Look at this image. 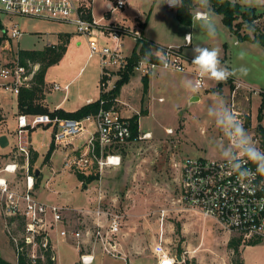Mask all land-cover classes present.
<instances>
[{
  "label": "rangeland",
  "instance_id": "374dc122",
  "mask_svg": "<svg viewBox=\"0 0 264 264\" xmlns=\"http://www.w3.org/2000/svg\"><path fill=\"white\" fill-rule=\"evenodd\" d=\"M91 1L93 17L101 20L102 24L112 22L120 24L122 29L129 28V30L140 28L142 37L146 35L160 45L183 46L188 58L185 62L186 71L156 69L149 79L147 91L143 76L134 72L129 79L132 80L130 97L121 95L122 86L118 96L109 98L108 102H111L109 105L114 106L124 115L132 117L134 114H140L141 135L146 130L152 132V137L149 139H139L117 149L123 154V166H105L103 172L96 163L91 165L90 169L79 170L76 165L66 168L65 150L63 151L62 147L56 148L53 141V127L39 126L31 130L28 138L31 144V157L36 155V162L32 166L30 164V172L36 174V170L39 169L42 173L39 187L35 192L37 198L42 202L77 209L95 205L97 193L102 189L107 204H112L115 209L126 212L122 231H129L132 235L147 240L146 243L153 248L157 256L169 254L178 262L176 264H238L239 262L264 264V240L255 244L243 242L238 255L229 245L231 238L237 236L234 232H225L213 219H206L185 208L180 202L181 173L180 167L176 164L180 158L187 156L221 158L215 146L219 143L220 130L208 117L207 108L217 97H223L228 101L229 87L226 82L219 83L207 79L206 90H199L193 95L185 90L183 82L187 79L194 80L192 71L195 67L191 63L194 55L193 46L218 47L221 55L227 52L230 71L234 72L233 76L262 89H264V46L259 42L240 41L223 23L219 13L215 14L218 35L215 39H211L200 29L196 21L192 27L181 23L177 16L178 8L162 4L163 0H131L124 10L109 16H107L109 11L107 0ZM237 1L242 3L241 0ZM252 6L264 12V4ZM0 21L3 25L0 33L4 28H10L13 23H18L20 29L24 31L18 40L11 41L9 44L11 49L2 48L1 45L7 43L6 39L2 42L0 63H3L5 58L11 59L19 49H39L47 39L55 40L53 33L69 32L65 33L70 35L68 42L70 44L66 53L59 63L49 67L46 74L44 92H47V104L50 108L62 103L63 109L74 111L87 104L88 99L93 98L95 99L93 101H96L102 97L99 57L89 56L87 40L83 35L76 33L74 25L10 15L3 11H0ZM143 24H145L144 34ZM187 31L193 33V45L186 44L184 37ZM124 40L125 54L130 55L136 45L135 38L125 36ZM240 69L245 71L241 72ZM122 72L124 71H111L108 77L112 83L109 85H115L102 94L111 96L122 78ZM54 83H59L62 87L69 84V89L67 92L62 89H52ZM194 95L199 96L200 99L192 100ZM17 99L18 97L12 93H6L2 97V106L6 115L2 113L0 131L4 129L7 132L10 145L0 146V168L12 161L13 151L18 142V135L15 132L16 115L20 112ZM36 102L43 105L41 100ZM45 103L43 106L50 109ZM257 108V102L253 100L255 115H258ZM92 127L91 125L90 128ZM168 128L173 132L169 133ZM52 145L55 146L50 153ZM77 146L80 148L76 149ZM84 149L85 145L76 141L66 151L71 156H80ZM18 161L22 165L24 157L19 156ZM92 172L93 175L98 172V175L96 174L98 178L84 186L77 177L78 173H83L82 175L88 179L92 176ZM25 174L26 169L19 167L16 175H10V179L23 181ZM12 184H15L14 181ZM62 228L64 227L61 224L52 232L58 255L56 264H80L78 249L59 235ZM121 232L117 236L120 253ZM96 247L100 252L96 254V260L92 264H121L122 261L125 264L122 258L102 252L99 245ZM96 247L93 245V248ZM0 253L6 260L16 262V255L6 233L1 212ZM178 255L185 258L183 263L178 260Z\"/></svg>",
  "mask_w": 264,
  "mask_h": 264
},
{
  "label": "built area",
  "instance_id": "2783aa9c",
  "mask_svg": "<svg viewBox=\"0 0 264 264\" xmlns=\"http://www.w3.org/2000/svg\"><path fill=\"white\" fill-rule=\"evenodd\" d=\"M130 2L131 0H107V16L124 10ZM0 11L10 15L74 25L76 33L83 35L87 40L89 56L99 57L101 93L115 85H109L112 83L108 77L111 71H124L128 65L133 51L130 55L125 54V36L134 37L136 43L144 38L140 28L129 30L122 29L120 24L112 22L102 24L101 20L93 17L91 0H0ZM1 34L7 36V43L2 48L11 49V41L18 40L24 31L18 23H13L10 28H4ZM187 34L189 33L185 36ZM151 46V60L143 62L146 54H140L134 64L135 72L145 76L163 68L155 55L159 50L167 54L169 70L186 71L185 62L188 58L183 46L153 43ZM19 50L11 59L5 58L4 62L0 63V104L4 94L19 96L23 88L30 87L33 75L39 67L36 64L31 70L23 64ZM194 75L197 79L196 72ZM224 82L229 87V107L237 114L238 119L243 121L244 128L256 145L264 150V89L250 85L233 75ZM53 88L67 92L69 84L62 87L55 83ZM206 88L207 79L199 90ZM108 100L101 99V104L105 106L97 113L82 118H62L49 113L17 114L15 132L18 142L12 161L0 168V212L16 255L14 264H19L23 255L27 257L28 264H46L47 251H50L51 260L56 263L58 255L52 232L61 224L64 228L60 230L59 235L78 249L80 264L94 263L93 245H99L106 254L122 258L126 264V257L118 250L117 239L125 223L126 212L107 204L102 189L97 193L95 205L90 207L75 209L42 202L35 193L36 174L31 173L29 168L31 144L28 135L39 126L53 127L54 144L65 150L66 168L76 165L79 170H84L90 169L91 165L96 163L103 172L105 166L121 165L122 152L120 154L117 149L139 139H149L152 132L146 130L143 135L140 134L132 140L131 117L124 115L114 106H106ZM253 100L257 102L258 115L253 113ZM168 132L173 130L169 128ZM221 139L220 132L219 140ZM76 141H82L85 149L80 156H71L66 149ZM78 148L80 146L76 149ZM19 156L24 157L22 165L18 161ZM176 164L181 173L180 202L186 209L206 219H213L225 232H234L242 242L264 240V176L256 174L255 165H247L254 175L242 185L222 158L187 156L180 158ZM19 167L26 169L24 180H11L10 175H16ZM89 248L92 249L88 250ZM158 257L160 264H167L168 260L171 264L178 263L169 254Z\"/></svg>",
  "mask_w": 264,
  "mask_h": 264
},
{
  "label": "trees",
  "instance_id": "16d2710c",
  "mask_svg": "<svg viewBox=\"0 0 264 264\" xmlns=\"http://www.w3.org/2000/svg\"><path fill=\"white\" fill-rule=\"evenodd\" d=\"M184 7L177 10V16L181 23L185 25H191L193 23L194 11H193V0H184ZM210 7L213 11L222 15L224 24L231 30V32L236 35L240 40H251L258 41L264 46V12L258 11L256 6H245L239 1L233 0H210ZM261 20V21H260ZM260 21V22H259ZM145 25V24H143ZM145 27V26H143ZM3 25L0 21V29ZM60 42L57 44H46L43 48L39 49H20L19 56L23 64H26L31 70L33 66L38 64L39 68L35 71L33 78L31 80L30 87L23 88L20 95L18 96V106L20 113H49L52 116H59L62 118H82L88 114L97 113L101 107L105 105L101 104V99H109L112 96H118L121 87L129 81L131 76L134 74V64L137 61L140 54H147L151 51V42L147 38L138 40L136 46L134 47L133 53L129 58L128 65L124 72H122V78L119 81L115 90H113L111 96L108 94H100L102 97L99 100L88 102L87 104L81 106L74 111H66L63 108H58L55 110H50L36 101L44 99V87H45V77L49 67L57 64L63 58L67 51V45L70 41L69 34H60ZM6 34H0V45L6 39ZM139 48V50H138ZM226 57L222 58L223 61ZM30 64H32L30 66ZM150 75L143 76V81L145 84L146 91L149 86ZM110 101L106 106H109ZM4 115V114H3ZM140 114H134L130 118L132 137L134 140L138 138L141 134L139 125ZM2 119V112L0 111V120ZM55 146V145H54ZM54 146H51L50 153L53 151ZM37 154V153H35ZM36 162V155L31 157V166ZM83 173H78L77 177L84 183V186L94 179H97L98 172L88 179L85 178ZM36 181L35 186L39 187V178ZM87 179V180H86ZM259 241H251L249 244H255ZM242 240L240 237H233L229 241V245L234 248L236 254H240V246L242 245ZM47 261L46 264H56L51 260L50 251H47ZM0 264H14L6 260L0 253ZM19 264H28V259L25 255L20 258ZM242 264V263H238Z\"/></svg>",
  "mask_w": 264,
  "mask_h": 264
},
{
  "label": "clouds",
  "instance_id": "9594fccd",
  "mask_svg": "<svg viewBox=\"0 0 264 264\" xmlns=\"http://www.w3.org/2000/svg\"><path fill=\"white\" fill-rule=\"evenodd\" d=\"M248 6L264 4V0H242ZM172 8H183L184 0H163ZM193 19L199 24L200 29L211 39L218 35L215 13L210 7V0H193ZM192 33L184 39L191 44ZM192 65L195 67L197 79H187L183 82L184 88L191 94H196L202 87L205 79L216 82H224L234 75L221 63V50L218 47L193 46ZM153 53L149 51L145 57V63L151 60ZM157 60L164 69L169 68L168 56L163 50L155 53ZM244 72V69H240ZM207 115L222 133V139L215 146L226 166L235 174L236 179L242 185L254 175L248 168L251 163L256 166V174L264 176V150L260 149L253 138L244 128L243 121L229 107L223 97L217 99L208 106ZM171 264V262H167Z\"/></svg>",
  "mask_w": 264,
  "mask_h": 264
},
{
  "label": "crops",
  "instance_id": "0c3cea01",
  "mask_svg": "<svg viewBox=\"0 0 264 264\" xmlns=\"http://www.w3.org/2000/svg\"><path fill=\"white\" fill-rule=\"evenodd\" d=\"M237 1V0H235ZM242 1V0H241ZM246 6V5H245ZM214 13L216 14L217 12L214 11ZM222 17V15H221ZM223 21V19H222ZM195 20L193 19V23L191 25H187V26H190L192 27L193 24H194ZM224 23V22H223ZM144 26V25H143ZM65 33H69V32H65V31H59V32H56V33H53L55 34V40H53L52 38L50 39H47V42L45 41L43 43V45L40 47V48H43L46 44H57L58 42H60V34H65ZM186 33H191L190 31H187ZM1 34V33H0ZM143 34H144V27H143ZM66 35V34H65ZM145 38H147L151 43H155V44H159V43H156L154 42V40L146 35H144ZM241 41V40H240ZM247 41H251V40H247ZM252 42H258V41H252ZM5 43H3L1 46H3ZM70 44V43H69ZM68 44V45H69ZM194 44V36H193V33H192V36H191V44L190 45H193ZM67 45V46H68ZM263 46V45H262ZM68 48V47H67ZM224 57H227V60L226 58L221 61L222 65L227 67L229 70H230V60L228 59V54L227 52L223 55H221V59L224 58ZM194 72H195V69L194 71H192V74L194 76V79H195V75H194ZM136 74V73H135ZM141 75V74H140ZM152 75V74H151ZM151 75L149 77V79H151ZM132 83V80H130L128 83H126L125 85H123L122 87V90H121V95L122 96H129L130 97V85ZM55 84V83H54ZM53 84V85H54ZM45 86H46V77H45ZM52 89H53V86H52ZM206 90V89H205ZM193 95V94H192ZM66 96V95H65ZM3 97V96H2ZM2 97H1V104H0V111L4 114L5 113V110L2 106ZM18 97V96H17ZM66 98V97H65ZM197 98V99H196ZM198 100L200 99L199 96H193L192 97V100ZM95 99L93 98H90L87 100V102L89 101H93ZM64 101V100H63ZM41 102H43V105H44V102H46L45 104H47V92H44V99L41 100ZM17 103H18V99H17ZM48 106V104H47ZM49 107V106H48ZM50 108V107H49ZM58 108H62V103H58L57 105H55L54 108H50V110H55V109H58ZM18 109H19V106H18ZM65 110V109H64ZM66 111H73V110H66ZM20 113V112H19ZM6 115V114H4ZM128 116V115H127ZM16 118H17V115H16ZM1 127V125H0ZM141 129V128H140ZM169 129V128H168ZM2 134H6L8 139H9V136L7 134V132L3 129L2 131H0V136ZM79 142H82V141H79ZM9 145H10V139H9ZM60 146H56V148H59ZM61 149V148H60ZM123 156V154H122ZM121 166H123V157H122V164ZM38 170V169H37ZM36 170V171H37ZM39 174H42L41 171ZM39 176V175H38ZM38 176L37 179H38ZM49 183V182H48ZM38 187H36V190H37ZM147 240H143L141 238V236H134L132 235L129 231H122L121 232V238H120V246H121V253L123 256L126 257L127 259V262L126 264H160L159 263V257L157 256V254H155L153 252V248H151L148 243H146ZM94 253H95V260H96V257L98 255V253L100 252V249H97L94 248ZM97 254V255H96ZM185 261V258L182 260V263ZM95 262V261H94ZM121 264H124L123 261Z\"/></svg>",
  "mask_w": 264,
  "mask_h": 264
},
{
  "label": "water",
  "instance_id": "95a60500",
  "mask_svg": "<svg viewBox=\"0 0 264 264\" xmlns=\"http://www.w3.org/2000/svg\"><path fill=\"white\" fill-rule=\"evenodd\" d=\"M196 99H197V98H196ZM194 100H195V99H194ZM8 145H9V139H8L7 135H6V134H2V135L0 136V146H1V147H6V146H8ZM39 173H40V170L38 169V170L36 171V176H38ZM178 260H179L180 262L183 260V258H182L181 255H178Z\"/></svg>",
  "mask_w": 264,
  "mask_h": 264
}]
</instances>
